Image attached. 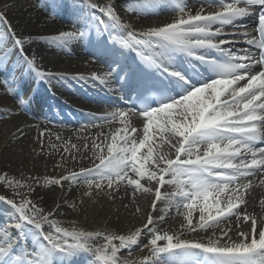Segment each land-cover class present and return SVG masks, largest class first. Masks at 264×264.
I'll return each instance as SVG.
<instances>
[{"label": "snow or ice", "instance_id": "snow-or-ice-1", "mask_svg": "<svg viewBox=\"0 0 264 264\" xmlns=\"http://www.w3.org/2000/svg\"><path fill=\"white\" fill-rule=\"evenodd\" d=\"M204 3L215 4L218 10L208 12L201 4L193 12L187 0H128L124 7L127 14L158 15L163 11L171 16L160 25L137 31L122 19L114 3L101 6L89 0L90 11L82 10L81 28L41 37L51 46L67 49L73 41L89 39L93 32L101 38H113L115 34L119 39H112V43L118 44L121 51L139 56L143 64L138 77L123 71L118 60L113 61L116 71L110 66L103 73L72 77L113 92L130 88L136 100L126 110L111 111L99 118L104 122L118 121L121 126L110 133L106 145L97 143V136L92 138L89 149L88 138H84L82 147L91 150L94 158L91 167L60 178L45 177L44 183L62 186V181L83 182L88 188L84 195L88 197L93 188L111 189L121 183L131 186L134 193L154 191L153 211L162 200L168 202L162 210L165 213L173 205L177 212L181 207L186 210L180 212V231H162L159 225L164 215H149L144 229L129 235L69 230L50 220L51 213L41 214L24 194L16 191L31 192V183L3 174L0 181L21 199L17 202L0 196V202L16 214L15 236L11 228L0 229V264H57V260L70 264L71 257L89 251L95 264H129L120 259L119 253L131 250L144 230L151 237L149 255L132 264H264V214L247 211L252 182H242L264 172V0ZM255 6L262 11L253 34L238 22L250 16ZM0 24L5 28L0 32V64L8 58L6 49L12 47L24 66L41 81L51 82L54 76L68 78L66 74L37 68L25 49L30 37L17 36L3 12ZM226 27L233 31L226 33ZM239 39L247 46L237 50L233 45ZM257 67L259 71H255ZM133 117L142 123V138L135 135L139 129L132 125ZM23 134V129L17 127L13 136ZM108 139L105 135L104 140ZM71 149L80 151L76 144L65 142L64 152L70 153ZM165 184L173 185L175 190L162 193ZM259 205L264 209V200ZM197 209L199 215L194 217ZM45 224L53 230L45 232ZM241 224H248L250 230H239ZM234 230L237 240L230 235ZM201 232L204 237L183 238L185 233L199 236ZM33 238L35 243L29 251ZM93 238H102L105 243L93 249L89 243Z\"/></svg>", "mask_w": 264, "mask_h": 264}, {"label": "bare ground", "instance_id": "bare-ground-1", "mask_svg": "<svg viewBox=\"0 0 264 264\" xmlns=\"http://www.w3.org/2000/svg\"><path fill=\"white\" fill-rule=\"evenodd\" d=\"M88 2L89 0H83V2L81 0H44L43 6L48 7L47 11L45 10L46 13H44L40 10H30V3L28 5L24 0H0V12H3L17 36L30 37L29 42L25 44V49L27 54L34 58L37 68L47 73L66 74L68 77L67 79H60L58 76H54L51 82L47 80L41 81L34 71L30 72L24 66L23 61L20 60L12 47L6 49L9 55L4 63L0 64V76H9L7 83L13 89V93L20 94L24 89L25 94L20 98V101H23V103H20L26 104V109L33 115L41 114L54 118L56 111L60 107V100L66 99L63 95L69 92L74 87V84L79 82L76 79H72V77L78 74L87 76L94 71L103 73V71L92 66L88 58L81 55V41L83 40L73 41L67 49H61L51 46L46 40L41 39V37L51 36L61 31H73L71 26L67 27L58 23L54 19V13H61L64 9L65 12L75 13L73 14L74 18L77 17V14L82 15V10L83 13L90 11ZM94 2L101 6L114 3L115 10L120 14L122 19L131 23L137 31L147 26L160 25L171 18L168 12L163 11L158 15L146 13L145 15L137 16L127 14L124 7L128 3V0H94ZM187 4L193 12L199 9L201 4H204L205 10L208 12L218 10L215 5L208 6L205 4L204 0H187ZM97 15H99V12H97ZM67 16L71 17V14ZM62 17L67 18L65 16ZM248 18L250 16L238 23L247 26L246 19ZM231 29V27H226L225 32H232L233 29ZM4 31V26L0 24V32ZM228 38L230 39L231 36ZM96 39V46H94L92 40H84L89 46L99 49L97 53L104 55L100 58L108 64V68L111 66L113 71H116V65L113 63L115 58L119 61V65L122 62L126 64L127 56L130 53L128 50L121 51L117 45L104 46L101 38L97 37ZM89 86L92 87L91 89L88 88L92 93V97L90 96V103L92 104L87 105V108H82L81 114L86 116V121L93 122L95 126L92 125L88 129L85 127H78L77 129L75 127L70 130L41 127L37 132L32 128L30 121L20 115H16V103L4 91L2 92V88L0 87V106L3 107L0 108V167L13 171H22L30 178L35 179V184H37L36 189H39L38 196L35 197L37 208L41 210V214L43 215L51 213L49 216L50 220L57 222L56 219L61 216V212L66 207H71L74 211L80 210L79 213L72 214V223L69 218H66V223L64 224L57 222L61 227L68 228L69 230L75 228L90 232L100 231L129 235L137 229H144L148 216L152 215L150 213L153 211L151 203L154 199V191L151 193H141L138 191L134 193L131 186L121 183L118 187L113 186L111 189L104 187L98 191L93 188L91 190L92 196L88 197L84 195V192L88 188L83 182L69 183L62 181V186H58L56 189L52 188L54 185L49 186L44 183L45 177L60 178L62 175H67L74 171L79 172L82 167H91L94 158L91 150L86 151L82 147L83 143H85L84 138H88L89 149L91 148L92 138L97 136L99 137L97 143L103 142L106 145L110 142V133L115 131L116 128L121 127L118 121L104 122L99 118L111 111L121 109L117 108L121 107V105L115 100L116 98L113 95L117 96L118 94H122V92L109 91L99 86L93 87L91 83ZM113 87L115 86L113 85ZM34 102L35 104H33ZM100 103L101 105H98ZM109 103H113L117 107L103 106ZM84 109H89V111ZM77 121L74 120V123H77ZM132 125L139 129L135 135L138 138H142V123L140 119L133 117ZM17 127L22 128L24 132L23 136L19 138L13 136ZM41 133H43V136H41ZM105 135L109 137L107 141L104 140ZM65 142L76 144L80 148V151L77 152L75 149H71L70 153L64 152ZM53 144L56 145V148L51 147ZM250 181L252 182V188L249 189L247 196L249 201L247 211L255 215L264 214V209L259 205V201L264 200V184L260 183L264 181V175L255 176ZM142 183L154 188V185H148L147 181H142ZM42 188H44L43 192ZM174 190V186L169 184H165L161 188L162 193H171ZM164 202L167 201L162 200L157 202V211L162 210L161 204ZM135 203L149 209L142 212L144 217L133 214L134 210L138 208ZM3 212L0 211V226L5 223L7 224L6 227L12 229V232L15 231L13 226L16 214L12 211L11 213L7 211L3 215ZM193 214L194 217H198V209ZM163 215L165 218L170 217V213L164 212ZM170 224L171 222H166L165 225L161 223L159 228L162 231H168ZM52 230L47 224L44 225L45 232ZM239 230L249 231V225L241 224ZM179 231L180 227L177 232ZM147 233L146 230L143 231L137 244L132 246L131 250H121L119 253L120 259L127 260L129 264H132V262L139 261L148 256V247L142 245L141 242ZM230 235L233 240L239 239L235 230ZM204 236L205 233L203 232L199 233V236L195 233H185L183 238L198 239ZM34 243L35 238L31 240L30 247ZM89 243L93 249H96L105 243V241L102 238H93ZM57 264H60V260H57ZM64 264H69V261L65 260ZM70 264H95V257L90 251L80 252L70 258Z\"/></svg>", "mask_w": 264, "mask_h": 264}, {"label": "rangeland", "instance_id": "rangeland-1", "mask_svg": "<svg viewBox=\"0 0 264 264\" xmlns=\"http://www.w3.org/2000/svg\"><path fill=\"white\" fill-rule=\"evenodd\" d=\"M24 2L26 4L28 3V5L30 3V10L31 9L32 10L39 9V8H37V3L35 2V0H24ZM0 87L2 88V90L6 91L5 93L8 92V89H6V84L3 83L2 81H0ZM0 108H3V107L0 106ZM18 112H20V110H16V112H15L16 115L18 114ZM73 127H69V128H73ZM38 128H39V125H36V127H34L36 132H37ZM3 174H7L9 179H13V180H17L18 179V180H21L22 182H24L26 180L28 183H31L33 185V189H32L31 192H28L26 189H18L16 191H19L22 194H24L26 196V198L31 201V204L35 205L37 207V205H36L37 203L35 202V197L38 196V190L39 189H36L37 188V184H35V182H36L35 179H32V177L30 178L27 174L23 173L22 171H17V170L13 171V170H9V169L4 168V167H0V175H3ZM52 188L56 189V188H58V186L54 185ZM41 190L43 192L44 188H42ZM0 196H4L7 199H14L17 202H19L20 199H21L20 196L14 195V190L10 189L4 181H0ZM135 205L139 208V211L134 210L135 212L133 214H135V216L144 217V215H142V212L148 211L149 209L143 207L142 205H138L136 203H135ZM161 205H162V210H163L166 207H168V202H164ZM0 207H1L0 211H4L3 215H5V212H7V211H9L10 213H11V211L14 212L11 209V207L9 205H7L6 203H4V202H0ZM29 207H31V205H29ZM157 210L158 209L156 208V210L152 211L150 214H152L153 217L154 216L163 215L164 212L162 210H160V211H157ZM79 211H74L73 208L66 207L64 209V211L61 212V216L58 217L56 220H57V222H61V223L64 224V223H66V218H69L70 222L72 223V214H77V213H79ZM184 211H186V210L181 207L180 212H184ZM180 212L176 211L174 205L167 212V213H170V217L165 218V220L162 223V225H165L166 222H169V223L171 222L170 227L168 228V231L170 233H177V231H178V229L180 227V224L183 221V216L180 214ZM6 225L7 224H5V223H4V225L2 224L0 226V229L8 228V227H6ZM13 233H15V231L12 232V235H13ZM150 239H151V237H150L149 233H147V235L142 238V241H141L142 245L147 247L148 244H149ZM28 250L30 251L31 248H28Z\"/></svg>", "mask_w": 264, "mask_h": 264}]
</instances>
